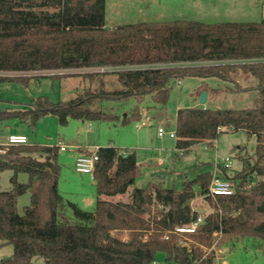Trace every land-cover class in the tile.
<instances>
[{
  "label": "trees",
  "instance_id": "obj_1",
  "mask_svg": "<svg viewBox=\"0 0 264 264\" xmlns=\"http://www.w3.org/2000/svg\"><path fill=\"white\" fill-rule=\"evenodd\" d=\"M63 70H78L95 88L67 101L37 97L22 110L0 111V120L19 118L33 128L44 116L56 117L62 126L71 119L116 121L94 106L146 97L164 105L172 80L230 81L232 72L240 71L257 81L256 106L180 108L175 146L185 154L197 143L211 146L221 132L241 130L256 139L254 159L242 158L241 169L230 175L221 169L239 191L218 196L215 212L203 216L195 233L178 235L176 227L198 216L190 202L198 196L210 199L205 195L211 172L185 180L180 190L164 188L157 180L137 188L135 152L99 147L92 174L95 209L87 212L68 203L81 220L72 223L61 209L59 146L11 145L0 154V173L12 172L10 189L0 191V242L13 247V257L0 264H32L34 257L45 264H156L158 254L164 256L162 264H217L214 252L204 249L219 230L234 239L259 240L264 254V19L168 20L108 28L105 0H0V82L27 85L41 76L61 78L45 72ZM107 76L116 78L117 88L105 89ZM127 122L122 118L121 124ZM19 174L27 181L19 182ZM26 192L30 203L19 214L17 198ZM123 195L127 202L113 200Z\"/></svg>",
  "mask_w": 264,
  "mask_h": 264
},
{
  "label": "rangeland",
  "instance_id": "obj_2",
  "mask_svg": "<svg viewBox=\"0 0 264 264\" xmlns=\"http://www.w3.org/2000/svg\"><path fill=\"white\" fill-rule=\"evenodd\" d=\"M137 2L139 1L106 0L107 27L174 19L204 23L257 22L262 18L264 10L262 0H189L187 9L164 15L152 14L162 5V0H153L150 9L143 6L141 0ZM76 72L79 71L45 72L62 77L54 79L41 76L31 79L27 85L20 82H0V111L22 110L40 96H46L52 102L67 101L77 93L95 88L94 83L83 80ZM231 77L233 80L230 81L197 77L172 80L164 105H153L149 97H146L141 101L134 98L122 102L104 101L94 106L102 112L118 117L116 121L71 119L62 126L56 117L44 116L33 128L29 121L22 122L19 118L0 120V150L2 151L0 154L6 153L10 147L7 144L10 135L24 136L26 144L29 145L67 146V150L59 151L57 156V163L60 166L58 189L63 200L61 209L72 223H80L81 220L74 215L68 203L76 204L81 210L87 212H93L95 209L93 180L87 174L74 171L72 155L76 151L84 154L88 150L91 153L95 148L106 146H113L123 151H134L137 163L140 164V175L134 183V187L137 188L145 186L149 181L157 180L164 188L180 190L185 180H193L205 171L212 173L216 164L219 167L215 171L221 175L225 159L230 160L231 167L225 169L230 175L241 169L242 158L253 162L256 145L254 136H248L241 130L221 132L215 140V147L197 143L184 154L183 151L176 149V140L170 138L169 133L174 131L175 114L180 108L247 109L255 107L258 98L255 90L256 79L240 71L232 72ZM104 86L107 90L117 88L116 78L104 77ZM204 91H208L209 98L201 104L199 96ZM134 111L137 114L135 113V117H132ZM124 117L128 119V122L121 124ZM158 128L164 130L161 137L157 135ZM205 146L208 147L204 148ZM11 175L12 172L9 170L0 173V191L10 189ZM18 181L26 182L27 176L19 174ZM113 200L127 202L128 196H115ZM29 203V192L19 196L16 202L17 212L22 214ZM190 206L198 215L205 216L215 212L214 207L217 206V201L198 196L190 202ZM123 233L122 238H125L126 233ZM212 248H214L217 264H264L263 246L257 239H234L221 234L213 238ZM209 249L204 250L209 253ZM12 257L13 247L9 244L1 245L0 242V260H9ZM163 262V254H158L156 264ZM32 264L45 263L41 258L34 257Z\"/></svg>",
  "mask_w": 264,
  "mask_h": 264
},
{
  "label": "built area",
  "instance_id": "obj_3",
  "mask_svg": "<svg viewBox=\"0 0 264 264\" xmlns=\"http://www.w3.org/2000/svg\"><path fill=\"white\" fill-rule=\"evenodd\" d=\"M105 69H97V71H104ZM91 71V70H90ZM143 125V124H141ZM138 127V125H136ZM164 134V130L162 128H158L157 135L162 136ZM170 138H175V133L170 132L169 133ZM8 145H18V144H26V138L24 136L19 135H10L7 140ZM207 144V143H205ZM208 145V144H207ZM212 147L216 146V141L214 140L212 142ZM208 146H205L204 148H207ZM60 151H66V146H59ZM181 151V150H179ZM0 152H2L0 150ZM97 154L96 150L91 152V154H79L75 156L74 159V169L78 173L87 174L93 179V170L95 163L97 161ZM219 165L216 164L214 166V170L212 172V179L210 181V184L208 186V191L206 193V197L216 200L218 196H230L233 194V192L236 189V186L234 183L230 182L229 180L223 178L221 175L216 173L215 169L218 168ZM231 167L230 160L225 159L223 169H229ZM203 222V216L198 215L195 220H193L190 224L179 226L174 229V232L178 235H186V234H193L196 232L197 228L200 226V224ZM222 234V230L216 231L213 233V238L218 237ZM211 249V247H210ZM209 249V252L213 251L214 248L211 250Z\"/></svg>",
  "mask_w": 264,
  "mask_h": 264
},
{
  "label": "crops",
  "instance_id": "obj_4",
  "mask_svg": "<svg viewBox=\"0 0 264 264\" xmlns=\"http://www.w3.org/2000/svg\"><path fill=\"white\" fill-rule=\"evenodd\" d=\"M134 1L140 2V0H134ZM262 1L264 2V0H262ZM139 2H137V3H139ZM141 2L143 3V6L147 7L148 9H150V5H153V0H141ZM162 5H160L158 9L153 11L152 14L162 13V14L166 15V14H170L172 12L177 13V11H183V10L187 9V6L189 5V0H162ZM262 19H264V10L262 12V18L260 20H262ZM105 20H106V0H105ZM174 20H184V19H174ZM143 22H157V21H143ZM243 22H250V21H243ZM105 26L107 27L106 23H105ZM208 98H209V93L207 91V99ZM19 136H21V135H19ZM58 146H64V145H58ZM78 149H81V148H78ZM97 149L98 148H95L94 151ZM79 154H83V153H78V151L73 153V155H72L73 166H74L75 156H77ZM138 165H140V164L138 163ZM74 171H75V169H74ZM93 183H94V181H93Z\"/></svg>",
  "mask_w": 264,
  "mask_h": 264
},
{
  "label": "water",
  "instance_id": "obj_5",
  "mask_svg": "<svg viewBox=\"0 0 264 264\" xmlns=\"http://www.w3.org/2000/svg\"><path fill=\"white\" fill-rule=\"evenodd\" d=\"M206 99H207V92L204 91V92H202V93L200 94V96H199V102H200L201 104H203V103L206 101ZM235 191L237 192V191H239V189L236 188Z\"/></svg>",
  "mask_w": 264,
  "mask_h": 264
}]
</instances>
